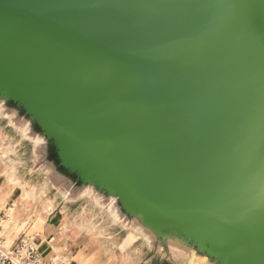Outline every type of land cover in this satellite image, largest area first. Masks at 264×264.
Returning <instances> with one entry per match:
<instances>
[{"label": "water", "instance_id": "obj_1", "mask_svg": "<svg viewBox=\"0 0 264 264\" xmlns=\"http://www.w3.org/2000/svg\"><path fill=\"white\" fill-rule=\"evenodd\" d=\"M0 117L167 262L264 264V0H0Z\"/></svg>", "mask_w": 264, "mask_h": 264}, {"label": "crops", "instance_id": "obj_2", "mask_svg": "<svg viewBox=\"0 0 264 264\" xmlns=\"http://www.w3.org/2000/svg\"><path fill=\"white\" fill-rule=\"evenodd\" d=\"M9 177L13 182H8ZM34 188H39L44 197H48L50 206H47L48 211L37 207L39 221L42 223L40 229L35 228L39 221L32 220L37 218V214L32 210L23 209V204L30 202L35 196ZM10 203L16 206L14 220L19 228L8 239L9 246H12L20 235L29 233L32 239L36 238L42 249L48 251V254L43 256L45 259L60 254L69 258L71 264H172L155 254L144 239L119 226L107 212L94 204L66 201L38 170L34 144L6 119L0 117L2 212L10 211L14 205H9ZM17 215L20 220H26L31 215L32 223L21 225ZM7 216L10 218L9 214ZM81 220H85L83 225L79 224ZM91 224L94 225L93 228Z\"/></svg>", "mask_w": 264, "mask_h": 264}, {"label": "built area", "instance_id": "obj_3", "mask_svg": "<svg viewBox=\"0 0 264 264\" xmlns=\"http://www.w3.org/2000/svg\"><path fill=\"white\" fill-rule=\"evenodd\" d=\"M10 221L9 216L3 214L0 219V264H71L69 258L55 254L45 259L40 251L36 238L19 237L11 247L6 246L3 224Z\"/></svg>", "mask_w": 264, "mask_h": 264}, {"label": "rangeland", "instance_id": "obj_4", "mask_svg": "<svg viewBox=\"0 0 264 264\" xmlns=\"http://www.w3.org/2000/svg\"><path fill=\"white\" fill-rule=\"evenodd\" d=\"M35 192V193H34ZM33 193L35 194V196L33 197V199H31L30 200V202L29 201H27L26 203H24L23 204V206H24V208L23 209H25V210H32L34 213H36L37 215V218L36 219H32V220H35V221H39L40 220V215H39V213H37V207L39 206V209L40 210H43V211H45V210H49L48 209V207H50L49 206V203L47 202V200H48V197H44V194H43V192L39 189V188H34L33 189ZM81 202H83V204H91V202H89V200H83V201H81ZM11 204H14V203H10L9 205H11ZM81 204V203H80ZM48 206V207H47ZM38 209V210H39ZM1 211H3V209H1L0 208V215H1V213H3V212H1ZM8 213H10L11 214V211H9ZM7 213V214H8ZM18 214V213H17ZM33 215V214H32ZM11 220H13L14 219V217L12 216V214H11ZM17 218H18V220H19V223L22 225L23 223H32V220H31V215L30 216H28L27 217V219L26 220H20L21 218H19V216L17 215ZM30 218V219H29ZM85 223V220H81L80 221V223L79 224H84ZM11 224L12 223H8V224H4V225H2L3 226V228H4V230H7L8 228H10V231H12L11 229L14 227L13 225H12V227H11ZM95 224V226H96V223H94ZM10 225V226H9ZM90 226H92V228L94 227V225L93 224H91ZM7 232V231H6ZM15 232V231H14ZM94 232V230L91 232V233H93ZM13 234V233H12ZM27 234H29V233H26V237H28V235ZM5 235V234H4ZM22 236H24V234H22V235H20V237H22ZM6 237V236H5ZM7 238V237H6ZM19 238V237H18ZM17 238V239H18ZM8 244L10 245V242H8ZM41 255L42 256H46L47 254H48V251L46 250V249H42L41 250Z\"/></svg>", "mask_w": 264, "mask_h": 264}, {"label": "bare ground", "instance_id": "obj_5", "mask_svg": "<svg viewBox=\"0 0 264 264\" xmlns=\"http://www.w3.org/2000/svg\"><path fill=\"white\" fill-rule=\"evenodd\" d=\"M8 182H13V179L11 178V177H9L8 178ZM51 204V203H50ZM15 208H16V206H15V204L12 206V208L10 209V211H11V214H12V216L14 217V211H15ZM3 209V208H2ZM2 212V211H1ZM9 212V211H8ZM8 212H3V213H1V215H0V219H1V216L3 215V214H5V215H7V213ZM9 215H10V221L8 222V223H12L11 224V226L13 225L14 227L11 229V230H13V231H10V228H8L7 230H5L4 231V236H6L7 237V239H6V237H5V239H6V246L7 247H11V246H9V244H8V242H9V238H10V236L12 235V233H14V231H17L18 230V228H19V225L17 224V222L13 219V220H11V214L10 213H8ZM8 223H6V224H8ZM41 222L39 221V222H37V225H36V229H40V227H41ZM4 225V224H3ZM10 226V225H9ZM7 231V232H6ZM28 235V237L27 238H31L32 239V235L31 234H27ZM44 247V246H43ZM41 249H42V247L41 246H39V251H41Z\"/></svg>", "mask_w": 264, "mask_h": 264}]
</instances>
